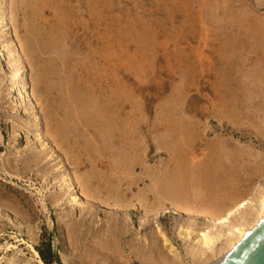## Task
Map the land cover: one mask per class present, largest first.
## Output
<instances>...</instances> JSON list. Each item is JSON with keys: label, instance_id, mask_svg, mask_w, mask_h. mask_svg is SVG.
I'll return each mask as SVG.
<instances>
[{"label": "rangeland", "instance_id": "obj_1", "mask_svg": "<svg viewBox=\"0 0 264 264\" xmlns=\"http://www.w3.org/2000/svg\"><path fill=\"white\" fill-rule=\"evenodd\" d=\"M51 1L59 24L38 54L16 0H0V264H39L48 240L53 264H199L204 214L264 186V0Z\"/></svg>", "mask_w": 264, "mask_h": 264}, {"label": "bare ground", "instance_id": "obj_2", "mask_svg": "<svg viewBox=\"0 0 264 264\" xmlns=\"http://www.w3.org/2000/svg\"><path fill=\"white\" fill-rule=\"evenodd\" d=\"M13 1V0H12ZM49 1H51V0H16V2H14V4H16L17 5V7H13L14 9H16L17 10V8H18V10H20V12H21V14H22V18H20V20L22 19V22L20 23V26L19 27H21L23 30L22 31H24V32H22V33H24L25 34V38H19V40L20 39H25L24 41H22L23 43L25 42H27V45H28V43L30 44V46H31V51H36L38 54H41V53H45V52H52V49H51V47L49 46V44H50V41H51V38L52 37H54V36H52V32L53 31H56L57 30V28H58V24L59 23H56L55 22V24H54V26L53 25H51L50 23H49V20L50 19H48L47 18V14L48 13H50V11H49V6H48V2ZM55 1V0H54ZM64 1V0H63ZM96 1V0H95ZM52 2V1H51ZM60 2V1H59ZM54 3V2H53ZM56 3H58V0H57V2ZM64 3V2H63ZM70 3V2H69ZM81 3V2H80ZM88 3H90V2H88ZM92 3V2H91ZM100 3V2H99ZM65 4V3H64ZM76 4V3H75ZM9 5V4H8ZM55 5V4H54ZM54 5H53V7H54ZM93 5V4H92ZM91 5V6H92ZM77 6V5H76ZM75 6V7H76ZM89 6V5H88ZM94 6V5H93ZM12 7V6H11ZM82 7V6H81ZM97 7V6H96ZM53 9V8H52ZM79 9V8H78ZM81 9V8H80ZM91 9V8H90ZM96 9V8H95ZM10 10V9H9ZM17 10V11H18ZM55 10V9H54ZM65 10H66V7H65ZM93 10H94V8H93ZM97 10V9H96ZM15 11V10H14ZM53 11V10H52ZM72 11V10H71ZM77 11V10H76ZM109 11V10H108ZM88 12V11H87ZM86 12V13H87ZM91 12H93V11H91ZM101 12V11H100ZM60 13V12H59ZM109 13H111V12H109ZM92 14V13H91ZM94 14V13H93ZM104 14V13H103ZM7 15V14H6ZM61 15V14H60ZM79 15H81V14H79ZM14 16H16V15H14ZM76 16V15H75ZM99 16V15H98ZM109 16V15H108ZM13 17V16H12ZM19 17H20V15H19ZM55 17V16H54ZM53 17V18H54ZM62 16H60V18H61ZM71 17H73V16H71ZM91 17V16H90ZM2 18H3V16H2ZM10 18V17H9ZM15 17H13V19H14ZM63 18V17H62ZM85 18V17H84ZM101 18V17H100ZM103 18V17H102ZM11 20H13L12 18H10ZM16 19V18H15ZM67 19V18H66ZM92 19V18H91ZM105 19H107V18H105ZM4 20V19H3ZM11 20H8V21H11ZM85 20V19H84ZM95 20V19H94ZM96 20H99L98 18L96 19ZM114 20V19H113ZM17 21V20H16ZM15 20H13V22H16ZM78 21V20H77ZM1 22V21H0ZM3 22V21H2ZM58 22H60V21H58ZM4 23V22H3ZM10 23H12V22H10ZM75 23V22H74ZM105 23V22H104ZM113 23V22H112ZM16 24L17 23H15V26H16ZM80 24V23H79ZM83 24V23H82ZM2 25H4V24H2ZM66 25V24H65ZM97 26V25H96ZM114 26V25H113ZM13 27V26H12ZM63 27V26H62ZM82 27V26H81ZM91 27V26H90ZM109 27V26H108ZM15 29H16V27H15ZM15 29H14V31H15ZM63 29V28H62ZM85 29H87V28H85ZM98 30V29H97ZM103 30V29H102ZM63 31V30H62ZM91 31V30H90ZM94 31V30H93ZM114 31V30H113ZM17 32V31H16ZM15 32V33H16ZM78 32V31H77ZM21 33V34H22ZM113 33V32H112ZM116 33V32H115ZM17 34H19V33H17ZM61 34V33H60ZM53 35H55V33L53 34ZM107 35V34H106ZM17 36V35H16ZM52 36V37H51ZM57 38V37H56ZM64 38V37H63ZM113 38V37H112ZM118 38V37H117ZM58 39V38H57ZM104 39V38H103ZM54 40H55V38H54ZM114 40V39H113ZM21 41V40H20ZM59 41V40H58ZM58 41H57V43H58ZM111 41V40H110ZM117 41V40H116ZM21 42V43H22ZM60 42V41H59ZM107 42V41H106ZM119 42V41H118ZM20 43V44H21ZM62 43H64V42H62ZM65 44V43H64ZM102 44V43H101ZM104 44V43H103ZM109 44V43H108ZM13 45H14V43H13ZM12 45V46H13ZM25 45V44H24ZM27 45H25V46H27ZM29 46V45H28ZM90 45H88V47H89ZM126 46V45H125ZM64 47V46H63ZM93 47V46H92ZM105 47V46H104ZM109 47V46H108ZM119 47H120V45H119ZM123 47V46H122ZM127 47V46H126ZM25 48V47H24ZM27 48V47H26ZM61 48V47H60ZM113 48V47H112ZM125 48V47H124ZM123 48V49H124ZM130 48V47H129ZM17 49V48H16ZM120 49V48H119ZM132 49V48H131ZM98 50V49H97ZM118 50V49H117ZM30 51V52H31ZM57 51V50H56ZM93 51V50H92ZM103 51V50H102ZM120 51V50H119ZM124 51H125V49H124ZM26 52H29V49L26 51ZM87 52V51H86ZM105 52V51H104ZM114 52V51H113ZM15 53H16V51H15ZM59 53V52H58ZM66 53V52H65ZM46 54V53H45ZM51 54V53H50ZM55 54H56V52H55ZM63 54V53H62ZM96 54H98V53H96ZM114 53H112V54H110V55H113ZM116 54H117V51H116ZM18 55V54H17ZM30 55H31V53H30ZM32 55H33V53H32ZM43 55V54H42ZM66 55V54H65ZM27 56V55H26ZM28 56H29V53H28ZM36 56V55H35ZM56 56H58V55H56ZM68 56V55H67ZM100 56V55H99ZM114 56V55H113ZM112 56V57H113ZM30 57V56H29ZM33 57V56H32ZM45 57V56H44ZM44 57H42V58H44ZM87 57H89V56H87ZM102 56H100V58H101ZM117 57V56H116ZM18 58V57H17ZM34 58V57H33ZM36 58V57H35ZM34 58V59H35ZM49 58V57H48ZM107 58H109V57H107ZM114 58H115V56H114ZM130 58V57H129ZM38 59V58H37ZM36 59V60H37ZM50 59H52V58H49V59H47V60H49V61H51ZM61 59V58H60ZM71 59V58H70ZM76 59V58H75ZM78 59V58H77ZM83 59V58H82ZM92 59V58H91ZM103 59V58H102ZM124 59V58H123ZM127 59V58H126ZM20 60V59H19ZM39 60H41L40 59V57H39V59H38V62H41V61H39ZM43 60V59H42ZM58 60V59H57ZM64 60V59H63ZM72 60V59H71ZM85 60H86V58H85ZM97 60H99V59H97ZM108 60V59H107ZM111 60V59H110ZM118 60V59H117ZM48 61V62H49ZM53 61V60H52ZM56 61V60H55ZM74 61V60H73ZM130 61V60H129ZM29 62V61H28ZM44 62V61H43ZM58 62V61H57ZM83 62V61H82ZM112 62H114V61H112ZM116 62V61H115ZM119 62V61H118ZM124 62H126V60L124 61ZM46 63V62H45ZM45 63H43V64H45ZM51 63V62H50ZM59 63H61V62H59ZM63 63V62H62ZM61 63V64H62ZM74 63H76L75 61H74ZM89 64H90V62H88ZM87 63V64H88ZM97 63V62H96ZM131 63V62H130ZM8 64V63H7ZM16 64H18V63H16ZM56 64V63H55ZM64 64V63H63ZM117 64V63H116ZM38 65V64H37ZM52 65V64H51ZM68 65V64H67ZM78 65V64H77ZM91 65V64H90ZM46 66V65H45ZM49 66V65H48ZM47 66V67H48ZM53 66V65H52ZM63 66V65H62ZM129 66H131V64H129L127 67H129ZM18 67V66H17ZM17 67H16V69H17ZM32 67V66H31ZM95 67V66H94ZM103 67H104V65H103ZM118 67V66H117ZM20 68L21 67H19V71H22V70H20ZM40 68V67H39ZM42 68V67H41ZM41 68H40V70H41ZM60 68V67H59ZM58 68V69H59ZM63 68H64V66H63ZM72 68V67H71ZM102 68V67H101ZM116 68V67H115ZM35 69V68H34ZM51 69H52V67H51ZM73 69V68H72ZM91 70H92V68H90ZM89 69V70H90ZM111 69V68H110ZM37 70V69H36ZM45 69L43 68V70L42 71H44ZM49 71H50V68L48 69ZM101 70V69H100ZM118 70V69H117ZM18 71V70H17ZM39 71V70H38ZM52 71V70H51ZM114 71H115V69H114ZM123 71V70H122ZM128 71V70H127ZM30 72H31V70H30ZM35 72V71H34ZM16 73V72H15ZM22 73H24L23 71H22ZM50 73V72H49ZM74 73H75V71H74ZM73 73V74H74ZM92 73V72H91ZM93 73H94V71H93ZM108 73V72H107ZM120 73V72H119ZM122 73V72H121ZM128 73V72H127ZM21 74V73H20ZM44 74H45V72H44ZM43 74V75H44ZM114 74H116V73H114ZM67 75V74H66ZM108 75V74H107ZM131 75V74H130ZM50 76V75H49ZM52 76V75H51ZM50 76V77H51ZM63 75L61 74V77H62ZM93 76V75H92ZM116 76H118V75H116ZM128 76V75H127ZM59 77V76H58ZM68 77V76H67ZM114 77V76H113ZM121 77V76H120ZM119 77V78H120ZM19 78V77H18ZM31 78V77H30ZM46 78V77H45ZM54 78V77H53ZM123 78V77H122ZM20 79V78H19ZM50 79V78H49ZM48 78L46 79V81H47V84L45 83V85H48V80H49ZM70 79V78H69ZM73 79V78H72ZM110 79V78H109ZM112 79H114V78H112ZM118 79V78H117ZM31 80V79H30ZM39 80V79H38ZM61 80V79H60ZM64 80V79H63ZM83 80V79H82ZM107 80V79H106ZM111 80V79H110ZM120 80V79H119ZM22 81V80H21ZM20 81V82H21ZM23 81H24V79H23ZM33 81V80H32ZM31 81V82H32ZM35 81V80H34ZM45 81V82H46ZM62 81V80H61ZM73 81V80H72ZM86 81V80H85ZM88 81H89V79H88ZM114 81V80H113ZM50 82H52V80L50 81ZM69 82V81H68ZM108 82V81H107ZM126 82V81H125ZM19 83V82H18ZM22 83V82H21ZM34 83V82H33ZM36 83H37V80H36ZM39 83V82H38ZM53 83V82H52ZM60 83V82H59ZM64 83V82H63ZM66 83H67V81H66ZM78 83H80V81L78 82ZM90 83V82H89ZM118 83H120L119 81H118ZM123 83V82H122ZM121 83V84H122ZM23 84H25L24 82H23ZM23 84L21 85V87L23 86ZM54 84V83H53ZM52 84V85H53ZM106 84V83H105ZM120 84V85H121ZM18 85V84H17ZM20 85V84H19ZM35 85V84H34ZM58 85V84H57ZM56 85V86H57ZM107 85H108V83H107ZM119 85V84H118ZM129 85H130V83H129ZM135 85V84H134ZM41 87H42V84L40 85ZM39 86V87H40ZM50 86V85H49ZM61 86V85H60ZM82 86V85H81ZM91 86V85H90ZM99 86V85H98ZM104 86V85H103ZM122 86V85H121ZM126 86V85H125ZM20 87V86H19ZM51 88H52V86H50ZM49 87V88H50ZM55 87V86H54ZM131 87V86H130ZM23 88V87H22ZM37 88V87H36ZM35 88V89H36ZM45 88V87H44ZM59 88V86L57 87V89ZM61 88V87H60ZM71 88H73V87H71ZM103 88V87H102ZM104 88H105V86H104ZM120 87H118V89H119ZM122 88H123V86H122ZM24 89V88H23ZM41 89V88H40ZM53 89V88H52ZM62 89V88H61ZM81 89V88H80ZM111 89H115V88H111ZM118 89H116V90H118ZM126 89V91H128L127 90V88H125ZM133 89V88H132ZM34 90V89H33ZM47 90V89H46ZM59 91H60V89H58ZM85 90V89H84ZM116 90H115V92H116ZM122 90V89H121ZM120 89H119V91H121ZM38 91V90H37ZM41 91H43V90H41ZM48 91V90H47ZM47 91H45V92H47ZM52 91V90H51ZM62 91V90H61ZM71 91H72V89H71ZM74 91V90H73ZM77 91H79V92H81V90H78L77 89ZM105 91V90H104ZM109 91V90H108ZM112 90H110V92H111ZM66 93H68L67 91H65ZM57 93V92H56ZM69 93H70V91H69ZM96 93H99V90H98V92H96ZM106 93H108V92H106ZM105 92H104V95L106 94ZM113 93V92H112ZM39 94H41V93H39ZM52 94V93H51ZM55 94V93H54ZM78 93H75V99H76V95H77ZM80 94H82V93H80ZM80 94H78L79 95V98H80ZM109 94V93H108ZM113 94H115V93H113ZM112 94V95H113ZM121 94V93H120ZM144 94H146V93H144ZM49 95V94H48ZM59 95V94H58ZM77 95V96H78ZM100 95V94H99ZM110 95V94H109ZM115 95H117V94H115ZM126 95H127V93H126ZM125 95V96H126ZM129 95V94H128ZM127 95V96H128ZM141 95V94H140ZM41 96H44L45 97V93H44V95H41ZM40 96V97H41ZM93 96H95V95H93ZM92 96V97H93ZM48 96H46V98H47ZM66 96L64 95L62 98H65ZM72 97V96H71ZM105 97V96H104ZM116 97H118V95L116 96ZM43 98V97H42ZM54 98V97H53ZM58 98V97H57ZM73 98V99H74ZM94 98H97V97H93V100H94ZM106 98V97H105ZM109 98V97H108ZM108 98H106V99H108ZM113 98H114V96H113ZM119 98V97H118ZM129 98H131V97H129ZM39 99H41V98H39ZM44 99V98H43ZM66 99V98H65ZM64 99V100H65ZM81 99V98H80ZM80 99L78 100V97H77V99L76 100H78L79 102H81L80 101ZM83 99V98H82ZM92 99V98H91ZM98 99V98H97ZM96 99V100H97ZM115 99V98H114ZM49 100V99H48ZM67 100H69V99H67ZM71 100H72V98H71ZM87 100V99H86ZM105 100V99H104ZM126 100V99H125ZM138 100V99H137ZM142 100V99H141ZM140 100V101H141ZM45 101H47V100H45ZM75 101V100H74ZM73 101V102H74ZM108 101V100H107ZM117 101V100H116ZM119 101H121V100H119ZM129 101V100H128ZM133 101V100H132ZM131 101V102H132ZM86 101H84V103H85ZM94 102V101H93ZM99 102V101H98ZM98 102H94V103H98ZM111 102V101H110ZM113 102H114V100H113ZM136 102V101H135ZM47 103V102H46ZM103 103V102H102ZM115 103V102H114ZM128 103V102H127ZM67 104H68V102H67ZM93 104V103H92ZM91 104V105H92ZM111 104V103H110ZM115 104H117V103H115ZM139 104V103H138ZM61 105V104H60ZM59 105V106H60ZM62 105L64 106V104L62 103ZM79 105V104H78ZM82 104H80V106H81ZM84 105V104H83ZM90 105V104H89ZM123 105V104H122ZM62 106V107H63ZM69 106V104L67 105V107ZM85 106H87V105H85ZM95 106V105H94ZM106 106L107 105H105V107L103 108V110H102V108H100L99 106V110L97 109V104H96V109L98 110V113H99V115H101L100 114V112L102 111L103 113L102 114H105L106 115ZM111 106V105H110ZM133 106V105H132ZM134 106H136V105H134ZM49 107V106H48ZM66 106H65V108H67ZM83 107V106H82ZM81 107V108H82ZM88 108L90 107V106H87ZM86 107V108H87ZM130 107V106H129ZM128 107V108H129ZM141 107V106H140ZM143 107V106H142ZM145 107V106H144ZM47 108V107H46ZM65 108H63V109H65ZM69 108H71L70 110L69 109H67L68 111H73V106L71 107V105H70V107ZM85 108V107H84ZM85 108V109H86ZM87 108V109H88ZM111 108H113L112 106H111ZM48 109V108H47ZM86 109V110H87ZM95 109V108H94ZM104 109H105V111H104ZM124 109H125V107H124ZM190 109V108H189ZM89 110L91 111H93V109H91V108H89ZM88 110V111H89ZM97 110H96V112H97ZM113 110H114V112H118V110H119V107H117V105H114V108H113ZM123 110V109H122ZM127 110V109H126ZM133 110V109H132ZM135 110V109H134ZM140 110V109H139ZM138 110V111H139ZM66 111V110H65ZM108 111H109V109H108ZM136 111V110H135ZM135 111H134V113H135ZM52 112V111H51ZM60 112H61V110H60ZM64 112V111H63ZM124 112V111H123ZM56 113H58V111L56 110ZM66 113V112H65ZM71 112H69L68 114H70ZM73 114H74V112H72ZM76 113V112H75ZM89 113V112H88ZM91 113V112H90ZM129 113H130V110H129ZM137 113H140V112H137ZM146 112H144V114H145ZM60 114V113H59ZM85 114V113H84ZM87 114V113H86ZM108 115L110 114V113H107ZM116 114V113H115ZM114 114V115H115ZM131 115L133 114V111H132V113H130ZM129 114V115H130ZM87 115H89V114H87ZM87 115H85L86 117H87ZM90 115H92V113L90 114ZM95 115H96V113H95ZM98 115V116H99ZM120 115H124L123 113L122 114H120ZM128 115V117H131V116H129ZM147 115V114H146ZM63 116V115H62ZM61 116V117H62ZM65 116H67V115H65ZM74 116H75V114H74ZM74 116H72V114H71V117H73V118H71V119H74ZM83 116V118H84V115H82ZM93 116H94V114H93ZM97 116V117H98ZM104 115H102L101 117L103 118H101L103 121H105V124H110V122L112 123V119L113 118H110V116L107 118V120H106V116H104ZM137 116V115H136ZM140 116V115H139ZM141 116H142V114H141ZM144 116V115H143ZM96 117V116H95ZM133 117V116H132ZM60 118V117H59ZM58 118V119H59ZM121 118V117H120ZM136 118V117H135ZM139 118H141V117H139ZM81 119V118H80ZM84 119H86V118H84ZM90 119H92V117L90 118ZM98 119V118H97ZM116 119V118H115ZM127 119V118H126ZM134 119V118H133ZM148 119V118H147ZM63 120V119H62ZM62 120H61V122H62ZM88 120V119H87ZM95 120V119H94ZM131 120V119H130ZM142 120H143V117H142ZM64 121V120H63ZM77 121V120H76ZM79 121V120H78ZM77 121V122H78ZM92 121V120H91ZM90 120H89V122H87V124L88 123H90L91 122ZM97 121V120H96ZM103 121H101V122H103ZM106 121L108 122V123H106ZM116 121H117V119H116ZM119 121H120V119H119ZM122 121H123V119H122ZM126 121V120H125ZM133 121V123H135L134 122V120H132ZM144 121V120H143ZM83 122V121H82ZM100 122V123H101ZM138 122V121H137ZM64 123V122H63ZM68 123H70V122H68ZM67 123V124H68ZM79 123V122H78ZM77 123V124H78ZM86 123V122H85ZM96 123H98V122H96ZM116 123V122H115ZM114 123V124H115ZM120 123V122H119ZM129 123V122H128ZM81 124V123H80ZM91 124H92V122H91ZM91 124H90V126H91ZM139 124V123H138ZM69 125V124H68ZM84 125V124H83ZM82 125V126H83ZM95 126H96V124H94ZM113 125V124H112ZM111 125V126H112ZM115 125H117V124H115ZM128 125V124H127ZM126 125V126H127ZM132 125V124H131ZM63 126V125H62ZM64 126H66V125H64ZM80 126V125H79ZM86 127L88 126V125H85ZM84 126V127H85ZM98 126V125H97ZM96 126V127H97ZM106 126H109V125H106ZM125 126V125H124ZM123 126V127H124ZM125 126V127H126ZM130 126V125H129ZM134 126H136V123H135V125ZM140 126V125H139ZM138 126V127H139ZM92 127H94V126H92ZM102 127H104V126H101L100 128L102 129ZM131 127V126H130ZM129 127V128H130ZM142 127V126H141ZM155 127V126H154ZM64 128V127H63ZM71 128V127H70ZM75 128H76V126H75ZM108 127H106L105 129H107ZM112 128V127H111ZM150 128V127H149ZM162 128V127H161ZM77 129V128H76ZM79 129V128H78ZM87 129V128H86ZM93 129V128H92ZM96 129V128H95ZM99 129V128H98ZM114 129V128H113ZM132 129V128H131ZM133 129H136V130H138V128H133ZM140 129V128H139ZM144 129V128H143ZM146 129V128H145ZM144 129V130H145ZM72 130L74 131V129L72 128ZM83 130H84V128H83ZM112 130V129H111ZM115 130H116V128H115ZM150 130V129H149ZM166 130V129H165ZM59 131V130H58ZM65 131H67V130H65ZM98 131V130H97ZM102 131V130H101ZM108 131H109V129H108ZM117 131V130H116ZM118 131H120V130H118ZM125 131H126V129H125ZM129 131V130H128ZM128 131H126V132H128ZM143 131V130H142ZM148 131V130H147ZM63 132V130L61 131V133ZM69 132H70V130H69ZM78 132V131H77ZM76 132V133H77ZM84 132V131H83ZM105 133H106V131H104ZM114 132V131H113ZM134 132V131H133ZM138 132V131H137ZM140 132H141V130H140ZM140 132H138V133H140ZM150 132V131H149ZM157 132V131H156ZM161 132V131H160ZM160 132H159V134H160ZM57 134L59 133V132H56ZM61 133H59V134H61ZM64 133V132H63ZM66 133V132H65ZM75 133V132H74ZM85 133V132H84ZM103 133V132H102ZM105 133H103V134H105ZM121 133V132H120ZM135 133V132H134ZM137 133V134H138ZM143 133H144V131H143ZM145 133H147V132H145ZM151 133V132H150ZM163 133V132H162ZM161 133V134H162ZM71 134H73V133H71ZM87 134H89V133H86V137H87ZM92 134H93V131H92ZM101 135V133L99 132L98 133V135ZM102 134V135H103ZM111 134H112V132H111ZM114 134H115V132H114ZM113 134V135H114ZM118 134V133H117ZM131 134H133V133H131ZM130 134V135H131ZM149 134V133H148ZM67 135H69L68 134V131H67ZM79 135H81V134H79ZM99 135V136H100ZM116 135V134H115ZM115 135L113 136V137H115ZM126 135H127V133H126ZM125 135V136H126ZM129 135V136H130ZM138 135H140V134H138ZM84 136H85V134H84ZM83 136V137H84ZM89 136V138H90V135H88ZM97 136V135H96ZM98 136V137H99ZM104 136V135H103ZM141 136V135H140ZM147 136V135H146ZM145 136V137H146ZM151 136V135H150ZM158 136V135H157ZM160 136V135H159ZM163 136V135H162ZM64 137V136H63ZM72 137V136H71ZM92 137V136H91ZM124 137V136H123ZM132 137V136H131ZM138 137V136H137ZM161 137V136H160ZM58 138H60V135H59V137ZM61 138H62V136H61ZM65 138V137H64ZM68 138V137H67ZM92 138H94V137H92ZM116 138H117V136H116ZM141 138V137H140ZM143 138V137H142ZM141 138V139H142ZM155 138V137H154ZM153 138V139H154ZM159 138V137H158ZM73 139H75L76 140V137H75V135L73 136ZM86 139V138H85ZM100 139V138H99ZM99 139H98V141H99ZM108 139H110V138H108ZM134 139V138H133ZM137 139V138H136ZM145 139V138H144ZM69 140V139H68ZM71 140V139H70ZM69 140V141H70ZM74 140V141H75ZM92 140H95V139H92ZM97 140V139H96ZM95 140V141H96ZM102 140H104V139H102ZM111 140V139H110ZM124 140V139H123ZM132 140V139H131ZM130 140V141H131ZM151 140H152V138H151ZM155 140V139H154ZM82 141V140H81ZM88 140H86V142H87ZM98 141H96L97 143L95 144V145H97L99 142ZM109 141V140H108ZM116 141V140H115ZM127 141V140H126ZM146 141V140H145ZM145 141H141V142H145ZM63 142H64V140H63ZM93 142V141H92ZM102 143H104L103 141H101ZM110 142V141H109ZM108 142V143H109ZM117 142V141H116ZM129 142V141H128ZM127 142V144H129L130 145V143H128ZM148 142V141H147ZM157 142V141H156ZM160 142H161V140H160ZM65 143V142H64ZM66 143H68V142H66ZM75 143V142H74ZM73 143V144H74ZM81 143V142H80ZM94 143V142H93ZM120 143V142H119ZM137 143V142H136ZM139 143H140V141H139ZM146 143V142H145ZM158 143V142H157ZM161 143H163V142H161ZM70 144V143H69ZM71 144H72V142H71ZM70 144V145H71ZM90 144V143H89ZM141 144V143H140ZM75 145H76V143H75ZM80 145V144H79ZM82 145V144H81ZM86 145V144H85ZM84 144H83V146H85ZM108 145V144H107ZM106 145V146H107ZM137 145H139V144H137ZM142 145V144H141ZM146 145V144H145ZM144 144H143V146H145ZM150 145V144H149ZM194 145V144H193ZM68 146V145H67ZM87 146V145H86ZM89 146V145H88ZM102 146V145H101ZM109 146V145H108ZM148 146V145H147ZM146 146V147H147ZM155 146H156V144H155ZM162 146V145H161ZM69 147V146H68ZM77 147V146H76ZM78 147H80V146H78ZM91 147H93L94 148V146H92L91 145ZM103 147V146H102ZM117 147V146H116ZM142 147V146H141ZM140 147V148H141ZM71 148V147H70ZM87 148L88 147H82V149H86V151H87ZM99 148V147H98ZM111 148H112V146H111ZM110 147L108 148V149H111ZM127 148V147H126ZM125 148V149H126ZM130 148H131V146H130ZM132 148H134V147H132ZM69 149V148H68ZM92 149V148H91ZM118 149V148H117ZM124 149V150H125ZM143 149V148H142ZM156 149H159L158 147L156 148ZM161 149H162V147H161ZM70 150V149H69ZM105 150H107V149H104V151ZM121 150H123V149H121ZM121 150H119L118 149V151H120L121 152ZM140 150V149H139ZM138 150V151H139ZM147 150V149H146ZM145 150V151H146ZM155 150V149H154ZM72 151V150H71ZM79 151V150H78ZM94 151V150H93ZM110 151V150H109ZM127 151V150H126ZM126 151H125V153H126ZM128 151H129V149H128ZM132 151V150H131ZM134 151V150H133ZM144 151V152H145ZM150 151H151V149H150ZM89 152V151H88ZM96 152H99V151H96ZM101 152V151H100ZM111 152V151H110ZM135 152V151H134ZM103 153V152H102ZM115 153V152H114ZM123 153V152H122ZM125 153H123V154H125ZM128 153V152H127ZM131 153V152H130ZM81 154V153H80ZM80 154H79V156H80ZM111 154V153H110ZM121 154V153H120ZM119 154V155H120ZM137 154H140V153H137ZM82 155V154H81ZM88 155V154H87ZM90 155H92V154H90ZM89 155V156H90ZM96 155V154H95ZM105 155V154H104ZM107 155V154H106ZM106 155H105V157H106ZM112 155H114V154H111V156ZM131 155V154H130ZM75 156V155H74ZM84 156H86V155H84ZM94 156V155H93ZM115 156V155H114ZM122 156V155H121ZM124 156V155H123ZM127 156V155H126ZM134 156V158H135V155L133 154L132 155V157ZM142 156V155H141ZM98 157H100L99 155H98ZM109 157V156H108ZM116 157V156H115ZM118 158L120 157V156H117ZM128 157V156H127ZM101 158V157H100ZM130 158V157H129ZM87 159H89L88 157H87ZM98 159V158H97ZM105 159V158H104ZM121 159H122V157H121ZM131 159V158H130ZM141 159V158H140ZM82 160H83V158H82ZM115 160V159H114ZM134 161H135V159H133ZM136 160H138V159H136ZM143 160V159H142ZM131 161V160H130ZM134 161H132V162H134ZM138 161H140V160H138ZM89 162V161H88ZM122 162V161H121ZM123 162H125V160L123 161ZM108 163V162H107ZM116 163V162H115ZM135 163H136V161H135ZM86 164V163H85ZM118 164V163H117ZM127 164V163H126ZM137 164V163H136ZM89 165V164H88ZM91 165H92V163H91ZM109 165V164H108ZM112 165V164H111ZM120 165V164H119ZM128 165V164H127ZM94 166V165H93ZM95 166H97V165H95ZM114 166V165H113ZM129 166V165H128ZM102 167V166H101ZM130 167V166H129ZM132 167V166H131ZM130 167V168H131ZM134 167V166H133ZM100 168V167H99ZM111 168V167H110ZM114 168V167H113ZM112 168V169H113ZM116 168V167H115ZM114 168V169H115ZM121 168V167H120ZM91 169V168H90ZM97 169V168H96ZM108 169V168H107ZM127 169H128V167H127ZM126 168H125V170L126 171H129L130 172V170H127ZM93 170V169H92ZM98 170V169H97ZM121 170V169H120ZM124 170V171H125ZM96 171V170H95ZM108 171V170H107ZM106 171V172H107ZM122 171H123V169H122ZM133 171V170H132ZM85 172V171H84ZM87 172H89V171H87ZM98 172V171H97ZM99 172H100V169H99ZM112 172V171H111ZM114 172V171H113ZM117 172V171H116ZM129 172H127V173H129ZM86 173V172H85ZM134 173V172H133ZM84 174V173H83ZM82 174V175H83ZM93 174V173H92ZM99 174V173H98ZM109 174V173H108ZM112 174V173H111ZM120 174H122V173H120ZM130 174V173H129ZM128 174V175H129ZM132 174V173H131ZM130 174V175H131ZM67 175V174H66ZM88 175V174H87ZM87 175H86V177H87ZM133 175V174H132ZM68 176V175H67ZM90 176L91 175H89V178H90ZM88 178V177H87ZM98 178V177H97ZM133 178V177H132ZM82 179V178H81ZM84 179V178H83ZM89 180V179H88ZM65 181H68V180H65ZM87 181V180H86ZM134 181V180H133ZM131 182V181H130ZM81 183V182H80ZM71 185V184H70ZM69 185V186H70ZM92 185V184H91ZM82 187V186H81ZM86 187V186H85ZM84 187V188H85ZM93 187V186H92ZM88 188H89V186H88ZM90 189H91V187H90ZM87 190V189H86ZM89 191V190H88ZM95 191V190H94ZM93 191V192H94ZM75 196V195H74ZM78 197V196H77ZM76 198V197H75ZM79 198V197H78ZM236 199V198H235ZM76 200V199H75ZM79 200V199H78ZM71 201H73V200H71ZM81 201V200H80ZM74 203H75V201H73ZM233 202V201H232ZM231 202V203H232ZM229 203H230V201H229ZM228 203V204H229ZM78 205H80V204H78ZM226 206V205H225ZM213 207V206H212ZM174 211L175 212H179V210H178V207L176 206V208L174 209ZM214 211L215 212H208V213H206V214H204V217L211 223L210 224V226H209V228L207 229V230H202L201 232H198V233H195L194 235L196 236L195 238H196V240H193V241H195V246H193L192 248H191V252H189V253H191L189 256L191 257V261H193V262H198L199 264H217L218 262H219V260L224 256V254L226 253V252H228L231 248H233V246L238 242V241H240L241 240V238L243 237V235L246 233V231H248V230H250L251 228H253L257 223H258V221L264 216V186H262V187H260V186H257V188H256V190L254 191V193L253 194H251V195H247L246 197H243V198H241V199H239L238 198V200L237 201H235V202H233L231 205H229V206H226V207H222V206H215L214 207ZM158 212V211H157ZM207 222V221H206ZM215 229V230H214ZM184 230V229H183ZM187 230V229H186ZM186 230H185V232H186ZM183 232V231H182ZM190 232V231H189ZM187 234V233H186ZM185 234V235H186ZM188 235V234H187ZM190 235V234H189ZM166 238V237H165ZM194 238V239H195ZM171 249V248H170ZM193 249V250H192ZM171 250H173V249H171ZM189 251H190V249H189ZM173 252H176V251H173ZM33 253L35 254V256L37 257V261L39 262V264H45L42 260H41V258L38 256V254H37V252L35 251V250H33ZM171 253V252H170ZM188 253V254H189ZM174 254V253H173ZM189 257V258H190ZM178 258H179V260H180V257H175L174 256V260H178ZM181 261H182V259H181ZM187 261V260H186ZM189 263H190V261H189ZM176 264H177V262H176ZM179 264V263H178Z\"/></svg>", "mask_w": 264, "mask_h": 264}, {"label": "water", "instance_id": "obj_3", "mask_svg": "<svg viewBox=\"0 0 264 264\" xmlns=\"http://www.w3.org/2000/svg\"><path fill=\"white\" fill-rule=\"evenodd\" d=\"M217 264H264V216Z\"/></svg>", "mask_w": 264, "mask_h": 264}, {"label": "trees", "instance_id": "obj_4", "mask_svg": "<svg viewBox=\"0 0 264 264\" xmlns=\"http://www.w3.org/2000/svg\"><path fill=\"white\" fill-rule=\"evenodd\" d=\"M37 251L40 255V258L45 264H53V262L59 263L57 254L53 251L51 247L50 240L46 242V248L37 247Z\"/></svg>", "mask_w": 264, "mask_h": 264}]
</instances>
